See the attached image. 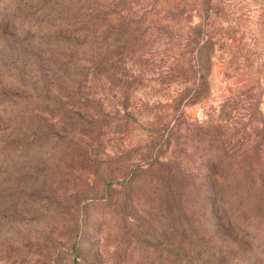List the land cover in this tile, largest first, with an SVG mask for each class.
<instances>
[{"label": "rangeland", "instance_id": "rangeland-1", "mask_svg": "<svg viewBox=\"0 0 264 264\" xmlns=\"http://www.w3.org/2000/svg\"><path fill=\"white\" fill-rule=\"evenodd\" d=\"M99 4L63 69L54 2L0 0V264H264V0Z\"/></svg>", "mask_w": 264, "mask_h": 264}, {"label": "trees", "instance_id": "trees-1", "mask_svg": "<svg viewBox=\"0 0 264 264\" xmlns=\"http://www.w3.org/2000/svg\"><path fill=\"white\" fill-rule=\"evenodd\" d=\"M54 2L55 19L45 27L52 29L58 36L55 40H50L45 45L30 46L32 57H36L40 63L46 62L51 64L56 62V58L63 61L59 63L63 69L74 67L80 63L88 62L86 56L92 55L89 60L93 66L96 65V48L97 45H88L79 43L81 39H97L99 28L98 21L101 17L99 0H52ZM209 9L203 8V13L209 16ZM39 28L43 31L45 28ZM214 44L210 39H202L197 43L194 57V67L197 74V82L194 88L188 92L185 98L187 102L196 103L204 96V90L207 87L208 79L212 70V57ZM30 58V57H28ZM95 58V59H94ZM27 64V58L25 60ZM57 64V63H56ZM45 65V64H44ZM45 67V66H43ZM23 72L25 68L23 67ZM26 74V72H25ZM23 80V79H22ZM24 81V80H23ZM22 81V84H24ZM25 90V89H24ZM25 95L28 92H24ZM161 149L154 154V159L159 157ZM255 173V170H254ZM256 175L248 177L250 187L254 185ZM253 181V182H252ZM152 244V243H150ZM166 251L174 252L173 248L164 242L159 243ZM71 251L74 255L73 264L79 263V239H75ZM182 264H189L181 254L175 252Z\"/></svg>", "mask_w": 264, "mask_h": 264}]
</instances>
